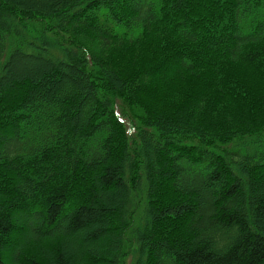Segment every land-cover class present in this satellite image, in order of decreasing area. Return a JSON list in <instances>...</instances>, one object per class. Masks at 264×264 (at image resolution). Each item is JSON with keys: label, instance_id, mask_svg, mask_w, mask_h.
<instances>
[{"label": "trees", "instance_id": "trees-1", "mask_svg": "<svg viewBox=\"0 0 264 264\" xmlns=\"http://www.w3.org/2000/svg\"><path fill=\"white\" fill-rule=\"evenodd\" d=\"M0 264H264V0H0Z\"/></svg>", "mask_w": 264, "mask_h": 264}, {"label": "rangeland", "instance_id": "rangeland-1", "mask_svg": "<svg viewBox=\"0 0 264 264\" xmlns=\"http://www.w3.org/2000/svg\"><path fill=\"white\" fill-rule=\"evenodd\" d=\"M23 67L24 69H26V70H28V69H31V66H33V65H31V63H28L27 61L26 62H22V60H18V61H14L13 62V69H11V74H13V70H14V68H19V67ZM28 68V69H27ZM29 72L27 73L28 75H32L31 74V70H28Z\"/></svg>", "mask_w": 264, "mask_h": 264}]
</instances>
